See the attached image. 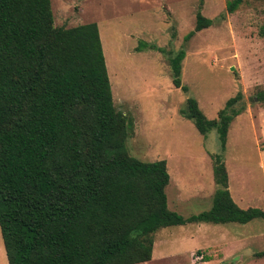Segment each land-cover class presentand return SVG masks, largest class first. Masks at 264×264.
Listing matches in <instances>:
<instances>
[{"label":"trees","instance_id":"1","mask_svg":"<svg viewBox=\"0 0 264 264\" xmlns=\"http://www.w3.org/2000/svg\"><path fill=\"white\" fill-rule=\"evenodd\" d=\"M212 23L199 13L186 37ZM185 57L182 48L170 64L175 86L188 91ZM242 97L216 118L189 97L183 113L201 134L216 130L225 149ZM132 129L114 102L98 23L56 26L51 0H0V226L9 264L144 263L163 227L264 219V209L234 200L220 155L212 207L190 217L171 210L167 161L133 156Z\"/></svg>","mask_w":264,"mask_h":264},{"label":"rangeland","instance_id":"2","mask_svg":"<svg viewBox=\"0 0 264 264\" xmlns=\"http://www.w3.org/2000/svg\"><path fill=\"white\" fill-rule=\"evenodd\" d=\"M51 0L56 26L99 25L116 107L133 120L127 146L144 161L166 160L169 208L190 217L209 210L222 156L230 191L242 207L264 209V0ZM213 23L186 36L198 14ZM141 43L147 47L138 48ZM186 50L184 91L173 81L171 56ZM241 111L226 148L216 130L200 133L183 111L194 97L208 118L227 101ZM264 264V219L190 222L159 229L144 264ZM0 264H9L0 226ZM143 264V263H142Z\"/></svg>","mask_w":264,"mask_h":264},{"label":"crops","instance_id":"3","mask_svg":"<svg viewBox=\"0 0 264 264\" xmlns=\"http://www.w3.org/2000/svg\"><path fill=\"white\" fill-rule=\"evenodd\" d=\"M152 258H153V256H152ZM152 260V259H151ZM151 260H149V261H147V262H150ZM147 262H144V263H147ZM207 261L205 260V261H203V262H199V261H196L195 260V264H204V263H206ZM143 263V264H144ZM138 264H142V263H138Z\"/></svg>","mask_w":264,"mask_h":264}]
</instances>
